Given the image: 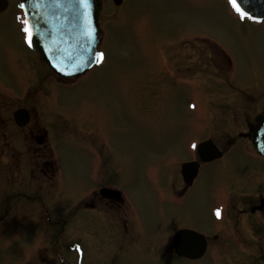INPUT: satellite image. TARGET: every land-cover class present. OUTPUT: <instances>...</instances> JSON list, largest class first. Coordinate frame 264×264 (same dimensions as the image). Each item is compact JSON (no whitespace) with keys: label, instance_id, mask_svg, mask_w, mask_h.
I'll return each mask as SVG.
<instances>
[{"label":"rangeland","instance_id":"374dc122","mask_svg":"<svg viewBox=\"0 0 264 264\" xmlns=\"http://www.w3.org/2000/svg\"><path fill=\"white\" fill-rule=\"evenodd\" d=\"M102 7L104 62L71 86L48 81L50 77L44 76V99L32 104V113L37 118L39 115L40 124L51 131L62 172L61 191L75 193L77 204L89 188L90 176L93 180L99 178L100 171L95 175L91 172L100 161L89 144L101 146L103 138L108 150L117 152L123 169L116 174V169L108 167L107 182L119 186L123 193L129 230L123 232V247L116 249L113 241L118 230H112L99 213L78 209L76 227L66 233V240L72 247L78 246L80 254L71 251L67 261L249 264L240 257L261 256L255 241L258 238L262 242V227L247 232L248 245L236 238L231 247L226 245L223 255L219 254V246L209 247L205 256L195 260L170 254L166 242L172 230L182 225L207 235L214 232L218 224H223L217 223V211L222 213L224 195L229 191L264 194V160L245 137L249 133L247 119L252 120L255 109L259 111L264 103V21L254 23L241 18L227 0H122L119 5L102 0ZM23 37V20L17 4H13L0 13V134L6 133L9 140L20 131L12 119L13 110L23 104L17 97L44 74ZM201 38L227 53L231 65L221 51L212 50ZM183 41L186 45L179 46ZM198 42L205 45L197 50ZM198 56L207 63L212 61L217 70L206 68L198 71L200 75L194 70L183 82L179 79L184 73L183 63L192 67L197 62L201 68ZM166 66L178 73L175 84H168L165 94L167 76L161 72ZM219 72L230 76L227 83ZM163 94L167 96L164 104ZM90 120L96 122L94 129L98 128L101 138L88 135L93 129ZM5 137L0 136V140ZM208 137H216L217 145L224 149L222 158L203 166L196 184L173 201L169 194L181 185L180 162L192 157L187 151L197 139ZM109 157L104 156L111 161L113 156ZM37 226L25 236L28 228L21 226L15 231L20 235L16 255L25 247V252L35 248L34 241L47 229ZM250 251L252 254H248ZM16 255L12 262L5 259L7 264H20Z\"/></svg>","mask_w":264,"mask_h":264},{"label":"flooded vegetation","instance_id":"af4514ba","mask_svg":"<svg viewBox=\"0 0 264 264\" xmlns=\"http://www.w3.org/2000/svg\"><path fill=\"white\" fill-rule=\"evenodd\" d=\"M7 2V9L13 7V0H7ZM31 88L34 90L26 91V95L21 98L22 107L28 110L26 124L20 128L17 134L14 133L10 140L6 133L0 134L1 137L6 136L0 140V249H4L0 253V264H7L5 259L10 262L16 254V250L13 251V248L19 243L20 235H17L15 231L21 226L25 229L28 228L23 234L25 236L31 228L37 225V227L47 229L43 230L39 239L34 241L35 244L32 246L35 245V248L31 252L29 248L25 252L27 247L21 251L23 264H33L34 261L37 264H44V262L69 264L67 259H71L72 248L66 240V233L76 227L77 198L75 193L61 191L62 172L59 163L54 159V147L51 146L52 135H49L47 128L40 124L39 116L37 115V118L36 114L32 113L34 112L32 104L39 103L44 99L42 85L39 83ZM90 122L91 127L94 128L96 122L92 120ZM44 131H46V136ZM213 142L218 144L214 139ZM221 151L223 150L221 149ZM99 153L102 160H99L100 163H97L96 169H91L94 175L100 171L99 178L93 180L91 179L92 175L90 176L89 188L83 195V199L80 200L78 207L83 206L85 212L99 213L109 223L112 230H118L116 240H112L115 244L114 248L117 249L123 247L124 230H129L126 225L127 214L124 210L125 198L122 193L120 198H114L111 193H102L100 190L105 187L119 189V186L109 185L107 182L110 174L108 163L111 162L112 166L116 165L114 167L116 174H119L123 168V163L119 160L117 152L109 151L107 145H101ZM105 155L113 156L111 161L104 158ZM186 161H198V172L192 182L185 183L180 170L178 171L181 185L175 188L172 193H168L173 201L180 199L196 184L201 169L207 164L200 162L196 150L192 157ZM1 182H3V187ZM227 193L228 195H224V209L217 219V223L222 222L223 224H218V228L215 227V231L209 232L208 235L191 226L176 227L166 242L170 254L174 253L173 234L182 228L202 233L206 239L207 250L209 247L219 246L220 255H223L227 250L226 245L231 247L236 238L239 243L245 246L248 245L247 239H249L247 232H252L260 227L264 229L262 225L264 224L263 193L245 195L235 194L232 191ZM254 216H257V219H254ZM90 217L92 223V215ZM19 223L21 224L19 225ZM247 228L249 229L247 230ZM112 230H108L107 233L112 234ZM259 239L262 242H258L257 238L255 246L264 249V238L260 237ZM180 242L183 247L188 246L192 241L182 239ZM58 245H61L62 248H59ZM261 253L264 254V251L262 250ZM242 257H240L242 261L250 260L248 257L246 259V256Z\"/></svg>","mask_w":264,"mask_h":264},{"label":"water","instance_id":"95a60500","mask_svg":"<svg viewBox=\"0 0 264 264\" xmlns=\"http://www.w3.org/2000/svg\"><path fill=\"white\" fill-rule=\"evenodd\" d=\"M120 1L114 0L116 4ZM0 4L3 5L1 1ZM21 4L24 5L22 9L30 29L29 45L40 53L59 76L82 74L99 62L101 55H98L97 44L102 32L98 28L97 18L100 0H86L83 4L80 0H21ZM236 7L252 19L264 17V0H236ZM258 122L252 140L258 152L264 156V114ZM199 151L204 152V160L220 155L208 141L200 144ZM191 165H183L185 175L192 171ZM183 233L196 236L190 231H179L175 234V244ZM175 250L179 255L189 258L198 257L203 252L199 247L184 248L177 245Z\"/></svg>","mask_w":264,"mask_h":264},{"label":"snow or ice","instance_id":"6c2138e0","mask_svg":"<svg viewBox=\"0 0 264 264\" xmlns=\"http://www.w3.org/2000/svg\"><path fill=\"white\" fill-rule=\"evenodd\" d=\"M80 2L83 4V3H86V0H80ZM229 2L233 5V7H236V0H229ZM20 7L23 8L24 5L21 4ZM236 10H237V12L240 11V9L238 7H236ZM24 24L27 25V21H24ZM23 31L25 33H29L30 32V29L27 26H25L24 29H23ZM98 55H101V54H98ZM217 216H219V211H217Z\"/></svg>","mask_w":264,"mask_h":264}]
</instances>
